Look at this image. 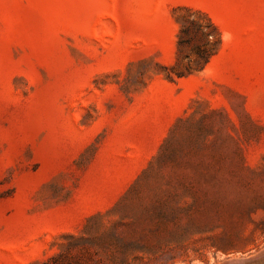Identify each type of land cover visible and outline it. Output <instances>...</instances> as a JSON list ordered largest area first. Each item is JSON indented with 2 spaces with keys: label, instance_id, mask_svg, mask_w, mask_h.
Here are the masks:
<instances>
[{
  "label": "rangeland",
  "instance_id": "rangeland-1",
  "mask_svg": "<svg viewBox=\"0 0 264 264\" xmlns=\"http://www.w3.org/2000/svg\"><path fill=\"white\" fill-rule=\"evenodd\" d=\"M222 36L181 77L182 19ZM264 253V0H0V264Z\"/></svg>",
  "mask_w": 264,
  "mask_h": 264
},
{
  "label": "trees",
  "instance_id": "trees-1",
  "mask_svg": "<svg viewBox=\"0 0 264 264\" xmlns=\"http://www.w3.org/2000/svg\"><path fill=\"white\" fill-rule=\"evenodd\" d=\"M187 13L177 39L178 58L186 60L184 71L177 73L178 77L202 70L222 44L220 31L206 14L190 9Z\"/></svg>",
  "mask_w": 264,
  "mask_h": 264
},
{
  "label": "water",
  "instance_id": "water-1",
  "mask_svg": "<svg viewBox=\"0 0 264 264\" xmlns=\"http://www.w3.org/2000/svg\"><path fill=\"white\" fill-rule=\"evenodd\" d=\"M221 264H264V253L244 258L229 259Z\"/></svg>",
  "mask_w": 264,
  "mask_h": 264
},
{
  "label": "bare ground",
  "instance_id": "bare-ground-1",
  "mask_svg": "<svg viewBox=\"0 0 264 264\" xmlns=\"http://www.w3.org/2000/svg\"><path fill=\"white\" fill-rule=\"evenodd\" d=\"M232 259H236V258H232Z\"/></svg>",
  "mask_w": 264,
  "mask_h": 264
}]
</instances>
